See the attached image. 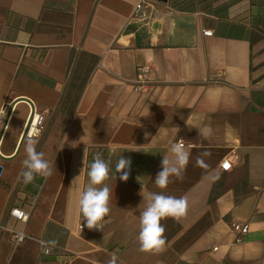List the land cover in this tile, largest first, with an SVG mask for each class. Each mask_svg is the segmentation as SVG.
Segmentation results:
<instances>
[{"label":"crops","instance_id":"obj_1","mask_svg":"<svg viewBox=\"0 0 264 264\" xmlns=\"http://www.w3.org/2000/svg\"><path fill=\"white\" fill-rule=\"evenodd\" d=\"M215 1L0 0V264H264V0ZM81 51L98 59L67 111ZM142 63L146 89L135 85ZM33 110L42 121L30 135ZM29 137L53 172L25 183ZM178 140L189 163L161 189ZM92 145L132 162L126 181L114 167L102 229L79 205ZM151 193L188 201L179 222L161 220V253L138 239ZM15 205L26 220L9 214ZM235 222L247 223L239 238ZM39 238L60 249L40 252Z\"/></svg>","mask_w":264,"mask_h":264},{"label":"clouds","instance_id":"obj_2","mask_svg":"<svg viewBox=\"0 0 264 264\" xmlns=\"http://www.w3.org/2000/svg\"><path fill=\"white\" fill-rule=\"evenodd\" d=\"M169 150L174 159L170 160L167 155H164L161 161L162 170L155 177V184L161 189L167 188L172 176L182 179L183 172L190 160V153L185 149L183 143H174ZM25 152L27 158L23 161L25 171L22 173L25 183H31L36 175L45 177L52 175L53 166L44 158L43 152L36 150L34 138L29 137L25 145ZM131 163V159L124 156L118 159L115 167L118 173H122L120 179L126 181L129 178ZM200 163L201 158L198 157L197 164ZM110 171V160L105 161L102 155L97 153L88 171L89 183L79 200L80 211L89 229H102L101 222L110 213L111 189L106 183L110 179ZM147 200V206L141 213L140 219L141 230L138 237L140 250L161 253L166 248L164 235L166 229L161 225V220L171 217L179 222L187 215L188 201L183 197L176 198L159 193H151ZM109 264H116V258L113 257Z\"/></svg>","mask_w":264,"mask_h":264},{"label":"built area","instance_id":"obj_3","mask_svg":"<svg viewBox=\"0 0 264 264\" xmlns=\"http://www.w3.org/2000/svg\"><path fill=\"white\" fill-rule=\"evenodd\" d=\"M141 6H142L141 2H138L136 5V9H140ZM203 32L205 34H210L212 30L210 28H204ZM150 70H151V66L148 63H142L138 65L137 72H136V78H135V85L138 88L146 89L150 87L151 85V81L149 78ZM4 108H5V105L0 106V114L4 111ZM41 121H42V114L39 112H36V110H33L29 123H28L27 132L30 135L35 133ZM178 142L183 143L181 140H178ZM225 165H227V167H225ZM221 167L223 169H228L230 167V161L228 159H224L223 161H221ZM9 214L15 217L16 219H20V220H26L28 216V212L22 207L17 206V205L11 206L9 208ZM81 226L82 224L79 225V227ZM233 229H235L238 232L237 238H239L240 235H242L247 230V223L235 222L233 223ZM12 235L15 241H19L21 239V236L23 238L25 234L21 230H12ZM51 242L52 241L46 238H39L40 252L48 254L54 251H58V249H60L56 243L52 244Z\"/></svg>","mask_w":264,"mask_h":264},{"label":"trees","instance_id":"obj_4","mask_svg":"<svg viewBox=\"0 0 264 264\" xmlns=\"http://www.w3.org/2000/svg\"><path fill=\"white\" fill-rule=\"evenodd\" d=\"M180 1L175 2L178 4ZM73 56V52L70 54V58ZM98 56L94 53L81 51L79 53L74 72L72 74L71 81L68 89L62 101V107L66 108L67 111H71L75 102L77 101L83 84L93 65L96 63ZM99 153L102 157L107 155V149L103 146L92 145L87 151V169L90 168V162L94 160V156ZM93 159V160H92ZM213 192L210 193L209 198H213Z\"/></svg>","mask_w":264,"mask_h":264},{"label":"rangeland","instance_id":"obj_5","mask_svg":"<svg viewBox=\"0 0 264 264\" xmlns=\"http://www.w3.org/2000/svg\"><path fill=\"white\" fill-rule=\"evenodd\" d=\"M156 1H158V2H160V3H163V0H156ZM177 1H180V2H181V5H185V4H187V2L190 3L192 0H172V4H173L174 2H177ZM194 1H197L200 5H202V4H205V3L209 2L210 0H204V2H202V3H201L202 0H194ZM212 1H213V3L216 2L215 0H212ZM140 10H141V9H140ZM102 158H103L105 161H109V160H110V169H111V171H110V179H109L108 181H106V183L108 184L109 181L114 177V167H115L116 163H115V161H114V157L108 155V153H107V155H106L105 157H102ZM92 160H93V159H92ZM92 163H93V162H92ZM92 163L90 162V165H91ZM89 169H90V168H89ZM89 169H88V171H89ZM88 183H89V177H88V173H87L86 187H87ZM80 222H83V220H81Z\"/></svg>","mask_w":264,"mask_h":264},{"label":"snow or ice","instance_id":"obj_6","mask_svg":"<svg viewBox=\"0 0 264 264\" xmlns=\"http://www.w3.org/2000/svg\"><path fill=\"white\" fill-rule=\"evenodd\" d=\"M225 167H227V165H225Z\"/></svg>","mask_w":264,"mask_h":264}]
</instances>
